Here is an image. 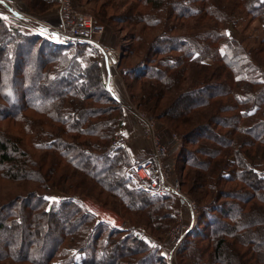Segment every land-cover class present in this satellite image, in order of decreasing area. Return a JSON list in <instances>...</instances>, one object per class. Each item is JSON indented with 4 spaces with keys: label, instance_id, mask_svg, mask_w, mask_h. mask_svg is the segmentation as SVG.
Listing matches in <instances>:
<instances>
[{
    "label": "trees",
    "instance_id": "obj_1",
    "mask_svg": "<svg viewBox=\"0 0 264 264\" xmlns=\"http://www.w3.org/2000/svg\"><path fill=\"white\" fill-rule=\"evenodd\" d=\"M168 1L139 0L156 13ZM57 2L27 0V6L39 15ZM239 4L252 18L259 19L264 29V0H240ZM186 5H192L193 9L182 12ZM0 6L14 19L29 22L30 18L20 17L8 2L3 0ZM169 8L173 17L209 16L215 23L227 24L236 16L227 5L216 0H173ZM100 13L103 15L101 8ZM128 15L135 21L144 16L134 11ZM98 20L100 26L111 28ZM35 27L36 34H26L9 26L0 13V177L11 182L37 183L35 190L5 207L3 215L10 218L12 226L0 220V264H161L163 257L158 251L149 250L139 235L98 222L93 214L71 200L72 194L68 195L73 183L64 186L67 173L57 171L61 163L89 179L128 210H143L151 205L147 204L151 196L138 189L129 177L128 168L132 164L121 158L122 148L110 146L111 136L122 124L124 107L108 88L98 61L87 56L95 55V50L88 44L53 43L43 26L37 23ZM210 31L211 27L189 38L179 36L178 45L170 43L166 49L155 44L165 41L166 33L159 31L161 34L148 47L155 56H146L142 70L129 69L123 77L130 82L126 84L129 91L132 82L149 81L141 87V98L147 100L151 89L157 90L159 94L148 99L153 105L156 98L162 100L165 94L170 95V90L174 89L173 93L182 90L189 78L205 85L211 72L215 77L225 78L220 89L213 93L204 88L203 97H199L198 89L186 93L185 97L193 93L188 95L193 102L178 113L182 126L189 130L177 133L182 141L178 161L183 162V169L202 172L213 188L208 192L215 201L203 224L214 226L209 233L210 249H205L211 258L209 264H264V66L256 59L258 54L264 56V48L252 51L249 58L242 43L229 38L224 28ZM174 53L176 59L172 58ZM24 56L28 62L23 60ZM122 60L120 56L118 67ZM2 61L11 64L9 71ZM165 105L158 104L160 113ZM150 109L158 112L155 106ZM223 113L227 115L220 116ZM214 121L221 133L227 131V136L215 131L208 133V125ZM205 140L215 147L210 159L200 162L197 155L184 147L201 142L207 145ZM31 165L44 169V174L38 176ZM231 181L239 182L241 187L233 191L218 189L216 197V188ZM54 191L64 193L65 197L47 205L46 196ZM171 197L154 196L162 200ZM230 197L232 202L216 203ZM147 210L153 222L157 218L153 211L158 208ZM197 225L189 236L197 234L202 223ZM12 227H19L24 240L16 246L17 250L11 245L15 237ZM255 234L257 239L252 238ZM49 241L52 244L45 249ZM195 244L192 243L193 248L198 250ZM141 253L144 254L140 256Z\"/></svg>",
    "mask_w": 264,
    "mask_h": 264
},
{
    "label": "rangeland",
    "instance_id": "obj_2",
    "mask_svg": "<svg viewBox=\"0 0 264 264\" xmlns=\"http://www.w3.org/2000/svg\"><path fill=\"white\" fill-rule=\"evenodd\" d=\"M4 1H8L14 7V10L18 12L17 14L20 15V17H31V20L28 19L29 22H24L20 18V20L14 19L10 12L0 6V13L6 22L9 23V26H15L26 34H36L35 24H37L38 21H43L50 25H57L59 23L58 10L61 6V2H64L65 6L68 4V9L71 12L68 16L69 20H76L74 19L75 13L82 16H88L93 20L94 25L102 30L100 41L112 52L115 62L114 65L110 67L111 70L109 69L108 72L105 63L101 60L99 54L92 48L91 49L94 51L95 55L89 54L87 56L92 61H98L106 80L110 74L112 77L113 93L121 101V104L124 107L122 124L111 136L110 141L114 136L125 137L126 140L124 144L121 145V158L124 157L126 161L130 162V164H135L136 162L141 161L147 157L150 152H153V148L152 143H150L149 139L143 134L145 124L143 120L140 119L139 114H143L148 119H151L155 125L154 130L157 133L160 142L166 149V162L170 165V179L172 182H178V189L180 191V194L178 195L168 194V196L172 197L166 200L155 199L154 196L150 195L151 198H147V204H151L149 207L144 206L143 210L132 211L131 209L128 210L124 208L118 203V201L111 197V195L98 188L97 185H93V182L83 177L79 172H72L71 169L66 168L65 164L61 163L59 164L57 171L62 174L65 172L67 173L63 182L64 186H67L66 184L69 186L70 183H73V187L69 186L72 191L68 193V195L72 194L71 200L75 201L79 206L93 214L98 222L107 223L126 233L139 235L149 250L154 249L163 257L160 262L161 264H209L211 258L210 255L205 252V249H210L212 237L209 233L211 230L210 228H213L214 226L210 225L209 227H204L203 224L205 223V219L207 220L206 217L208 214L206 212H209L210 207H213L211 205L215 201L212 198V193H209L212 192L213 188L209 187L211 184L206 183L207 178L202 175V172L195 168L183 169V162L178 161V152L182 141L177 133L184 134L189 131L182 126L181 117L178 113L185 110V108L193 102V98L188 96L193 93H189L185 97L186 93L189 92V89H198L199 97H203L204 95L202 93L204 88H206L208 92L213 93V90L220 89V85L225 82V78L219 75L215 77L211 72L209 73L206 82L208 85L203 84L199 80L189 78L182 90L177 91L176 93H173L174 89L170 90V95L167 96V94H165L166 96L162 97V100L156 98L153 105V101H148V99L152 98L151 95H158L159 93L157 90L154 91L151 89V94H149L148 98L145 97L147 100L141 98V87L150 82L147 80L132 82L129 91L126 84H130V82H128L127 79L125 82L123 74L125 71H129V69L133 70L134 68H137L138 70H142V63H144L145 57L148 56L150 58L155 56L152 51L149 52L148 47L156 41L157 37L161 34L159 32L161 30H164L166 33L165 41L160 40L155 44L160 48L166 49L168 48L167 44L170 43L171 45L177 46L179 43L177 40L179 36H187L189 38L196 36L197 34H202L210 27V32L220 31L221 28H224V32L229 38L242 43L247 52V56L250 58L252 51L256 52L260 46L264 48V29L260 20L252 18L250 12L241 8L243 6L239 4L240 0H216L219 4L227 5L228 10L234 11L236 14L234 18L227 21V24L223 22L215 23V21L209 16L203 18L200 15L188 19L173 17L169 12L170 3L173 0H169L167 6L162 7L161 11H158V13H156L157 11L154 12L152 8L145 7L143 3L139 2V0H58L53 8H49L45 11L40 10L42 12L39 11V15H37L38 13L35 14L29 10L27 0ZM187 2H189V0H187ZM237 3V7H234ZM100 8L103 11V15L100 13ZM192 9V5H186V9L182 12ZM133 11L143 14V18H138V21H135L133 16L128 15L129 12L133 13ZM95 14L99 19L110 25L111 28L105 29L104 26H100L97 23L98 18ZM146 14H150V17H146ZM196 21L197 23H195ZM173 23L175 25H173ZM51 41L57 43L55 40L51 39ZM23 54L24 52H22V55ZM174 54L175 55H173L172 58L176 59L177 55L176 53ZM120 56L123 57V60L121 66L118 67ZM256 59L262 63H260L262 66H264L263 55L258 54ZM23 60L28 62L26 56H24ZM32 60H36L34 56H32ZM251 61L255 62V60ZM1 63L7 71H9V67H12L9 62L2 61ZM217 65L218 64L213 67H217ZM159 68L163 69V65ZM187 74L191 75V72H187ZM118 87L121 89V94L117 92V89H119ZM160 95H162V93H160ZM164 103L166 104L164 111L160 113L158 111V104L163 105ZM141 104H143V106ZM152 106H155L158 112H156L155 109L152 111L150 109ZM127 115L131 117V122L135 123L137 126H134V129L136 130L135 133L132 128L130 130L133 131V136L129 135V132H121V128L124 126V119ZM226 115L227 113H223L220 116L223 117ZM208 128V133L210 134L215 131L223 136H227V131H224V133L222 131L221 133V129L218 128L215 121L211 125L209 124ZM205 141L207 145L201 142L200 144L186 145L184 148H188L189 152H192L193 155H197L196 157L198 161L205 162L210 159L209 155L211 154V150L215 147V144H212L210 140ZM140 146H142L141 149L136 150V148ZM139 152L143 154L140 155ZM37 154H39V152L34 153V155ZM31 170L37 175L38 173L44 174L45 171L44 169H38L33 165H31ZM191 173L195 175L193 176ZM35 183L36 182H31V180L11 182L0 177V220H6V224L12 226L10 218L3 215L5 214V207L11 205L9 203L13 204L14 201H16L15 199L19 198L21 195H25L27 192L35 190L37 184ZM212 183H214V181H212ZM84 186L86 189H84ZM218 187L219 188H216L218 194L216 197L219 196L218 189L233 191L234 189L240 188L241 185L237 181H231L230 184L222 183L221 186ZM64 195V193L54 191L52 194L46 196V199L48 200L47 205L57 203L65 197ZM81 195H84L85 197ZM77 197L80 198L77 199ZM163 197L165 198V196ZM231 198L232 197H230V199H221L216 203L232 202L233 199ZM95 200L102 204L96 203ZM252 202H255V200ZM188 204H192L193 209H191ZM148 208H158V211H153L154 215H157V218L153 222L149 218L148 212H150V210H147ZM211 212L215 215L217 214L214 211ZM199 223H202V225L196 232L197 234L189 236L193 229L197 230V224ZM7 225L6 227L9 228ZM186 229L190 230L184 233ZM176 231L177 233L182 234L180 242L175 246L173 244L174 237H172V235ZM12 234L15 235V237L12 239L11 245L17 250L16 246L24 243L19 227H12ZM252 238L257 239V234L252 236ZM194 242L198 245V250L197 248H193L192 243ZM51 244L52 243L49 241L44 248L49 249ZM189 244L191 245V248L187 249ZM230 244L228 242L229 246H231ZM199 247L201 250H199ZM143 254L144 253H141L140 256ZM221 263L223 262H219V264ZM22 264L29 263L24 262Z\"/></svg>",
    "mask_w": 264,
    "mask_h": 264
},
{
    "label": "built area",
    "instance_id": "obj_3",
    "mask_svg": "<svg viewBox=\"0 0 264 264\" xmlns=\"http://www.w3.org/2000/svg\"><path fill=\"white\" fill-rule=\"evenodd\" d=\"M9 5L11 4L9 3ZM11 7L14 9L12 5ZM70 13L68 4L65 6V3L61 2V6L58 10L59 23L57 25H50L43 21H38V23L48 30L49 36L58 44L64 46H75L77 44L90 45L96 53L99 54L109 72L110 67L114 65L115 58L112 56V52L100 41L102 30L99 27H96L93 20L88 16H82L75 13L74 19L76 20H69L68 16ZM29 18L31 19V17ZM107 86L113 91L112 77L110 74L107 79ZM139 116L145 124L143 134L149 139L150 143H152L153 152H150L147 157L132 164L128 168L129 177L135 183L136 187L149 195L163 197L168 194H180L178 182H172L170 179V165L166 162V149L160 142L158 135L154 130L155 125L153 121L143 114H139ZM125 140V137L114 136L110 141V145L112 147H121ZM188 206L193 209L192 204H188ZM190 229H186L184 233ZM181 234L182 233H177L176 231L172 235V237H174L173 244L175 246L180 242Z\"/></svg>",
    "mask_w": 264,
    "mask_h": 264
},
{
    "label": "crops",
    "instance_id": "obj_4",
    "mask_svg": "<svg viewBox=\"0 0 264 264\" xmlns=\"http://www.w3.org/2000/svg\"><path fill=\"white\" fill-rule=\"evenodd\" d=\"M119 89H117V92L119 93V94H121V89H120V87H118ZM133 124V125H132ZM123 128H121V132H124V133H128L129 132V135H131V136H133V131H134V133H135V129H134V126L135 127H137L136 125H135V123H132L131 122V117L129 116V115H127L126 117H125V119H124V123H123ZM131 128L133 129V131H130L131 130ZM138 129V128H137ZM138 143H140L139 141H137ZM142 144V143H141ZM142 146H143V144H142ZM142 146H140V147H138V148H136V150H140L141 149V147ZM134 151V150H133ZM140 153V155H142L143 153H141V152H139Z\"/></svg>",
    "mask_w": 264,
    "mask_h": 264
},
{
    "label": "water",
    "instance_id": "obj_5",
    "mask_svg": "<svg viewBox=\"0 0 264 264\" xmlns=\"http://www.w3.org/2000/svg\"><path fill=\"white\" fill-rule=\"evenodd\" d=\"M44 31H45V33H48V30H47V29H45ZM54 36H55V35H54Z\"/></svg>",
    "mask_w": 264,
    "mask_h": 264
},
{
    "label": "snow or ice",
    "instance_id": "obj_6",
    "mask_svg": "<svg viewBox=\"0 0 264 264\" xmlns=\"http://www.w3.org/2000/svg\"><path fill=\"white\" fill-rule=\"evenodd\" d=\"M3 2V0H0V3H2Z\"/></svg>",
    "mask_w": 264,
    "mask_h": 264
}]
</instances>
